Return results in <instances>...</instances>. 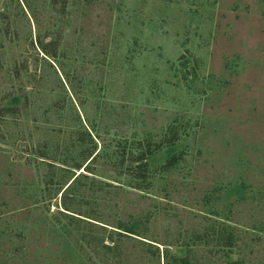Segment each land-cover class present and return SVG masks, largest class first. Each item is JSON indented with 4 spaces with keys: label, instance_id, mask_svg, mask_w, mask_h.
Here are the masks:
<instances>
[{
    "label": "rangeland",
    "instance_id": "rangeland-1",
    "mask_svg": "<svg viewBox=\"0 0 264 264\" xmlns=\"http://www.w3.org/2000/svg\"><path fill=\"white\" fill-rule=\"evenodd\" d=\"M0 264H264V0H0Z\"/></svg>",
    "mask_w": 264,
    "mask_h": 264
},
{
    "label": "trees",
    "instance_id": "trees-1",
    "mask_svg": "<svg viewBox=\"0 0 264 264\" xmlns=\"http://www.w3.org/2000/svg\"><path fill=\"white\" fill-rule=\"evenodd\" d=\"M139 167H141V165H140ZM125 232H127V233H131V232H129V231H125Z\"/></svg>",
    "mask_w": 264,
    "mask_h": 264
}]
</instances>
